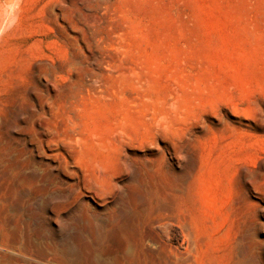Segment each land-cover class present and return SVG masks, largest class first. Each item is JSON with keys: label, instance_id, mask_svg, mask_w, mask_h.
<instances>
[{"label": "rangeland", "instance_id": "rangeland-1", "mask_svg": "<svg viewBox=\"0 0 264 264\" xmlns=\"http://www.w3.org/2000/svg\"><path fill=\"white\" fill-rule=\"evenodd\" d=\"M169 214L264 264V0H0L2 255Z\"/></svg>", "mask_w": 264, "mask_h": 264}, {"label": "bare ground", "instance_id": "bare-ground-1", "mask_svg": "<svg viewBox=\"0 0 264 264\" xmlns=\"http://www.w3.org/2000/svg\"><path fill=\"white\" fill-rule=\"evenodd\" d=\"M34 125L36 126L37 124ZM59 141L60 139L58 136H55L49 139L47 144H55L59 146ZM159 209L167 211L168 207L164 205L162 207L160 206ZM170 214L167 217H165V214L152 218L151 222L146 224L143 230L141 227H138L136 229L137 239H129L126 237L114 238L115 231L112 225L106 229L107 237L105 240H96L90 243H87L86 241V244L81 247V250H79L80 252H72L67 249V246L60 244L45 242V244H41L40 242L41 245L38 247L37 245L34 247L32 246L33 249L28 252L30 254L29 256L23 255L20 253L21 251L18 252L17 248L14 249L18 253L11 257L3 256L0 252V264H252L256 261L250 255L251 250H249V246L246 242H242L241 257H237L236 255L231 258L221 257L219 255L220 253L217 251L218 247L215 248L216 245H210L207 243L201 244L197 239L191 241L189 237H187V232L184 230V227L179 224L176 226L181 230L183 241L176 244L173 243L170 240L169 234H167V226L164 222V218H170ZM130 236L132 237V235ZM23 246H25V248L27 247L24 244ZM263 261L264 259L258 260L259 263H263Z\"/></svg>", "mask_w": 264, "mask_h": 264}]
</instances>
